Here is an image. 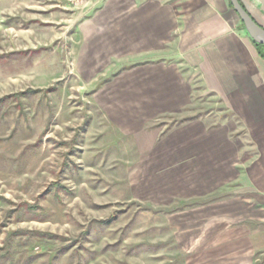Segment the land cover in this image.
<instances>
[{
	"label": "rangeland",
	"instance_id": "1",
	"mask_svg": "<svg viewBox=\"0 0 264 264\" xmlns=\"http://www.w3.org/2000/svg\"><path fill=\"white\" fill-rule=\"evenodd\" d=\"M85 3L0 0V264H201L169 220L183 205L161 206L128 119L100 98L108 76L82 67ZM196 96L147 128L220 111Z\"/></svg>",
	"mask_w": 264,
	"mask_h": 264
},
{
	"label": "crops",
	"instance_id": "2",
	"mask_svg": "<svg viewBox=\"0 0 264 264\" xmlns=\"http://www.w3.org/2000/svg\"><path fill=\"white\" fill-rule=\"evenodd\" d=\"M239 1L264 29V0ZM89 4L79 59L108 76L100 98L128 119L161 206L183 205L174 232L201 264H264V59L230 0ZM200 94L220 111L147 128Z\"/></svg>",
	"mask_w": 264,
	"mask_h": 264
},
{
	"label": "water",
	"instance_id": "3",
	"mask_svg": "<svg viewBox=\"0 0 264 264\" xmlns=\"http://www.w3.org/2000/svg\"><path fill=\"white\" fill-rule=\"evenodd\" d=\"M230 3L251 37L256 42L264 45V29L255 22L239 0H230Z\"/></svg>",
	"mask_w": 264,
	"mask_h": 264
},
{
	"label": "trees",
	"instance_id": "4",
	"mask_svg": "<svg viewBox=\"0 0 264 264\" xmlns=\"http://www.w3.org/2000/svg\"><path fill=\"white\" fill-rule=\"evenodd\" d=\"M255 45H256L258 54L264 59V45L258 42H255Z\"/></svg>",
	"mask_w": 264,
	"mask_h": 264
},
{
	"label": "built area",
	"instance_id": "5",
	"mask_svg": "<svg viewBox=\"0 0 264 264\" xmlns=\"http://www.w3.org/2000/svg\"><path fill=\"white\" fill-rule=\"evenodd\" d=\"M68 1H70V2H86L85 4H88L90 1H92V0H68ZM99 1H102V0H99Z\"/></svg>",
	"mask_w": 264,
	"mask_h": 264
}]
</instances>
